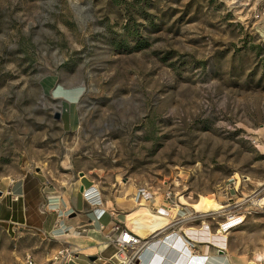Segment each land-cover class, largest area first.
<instances>
[{
  "label": "rangeland",
  "instance_id": "rangeland-1",
  "mask_svg": "<svg viewBox=\"0 0 264 264\" xmlns=\"http://www.w3.org/2000/svg\"><path fill=\"white\" fill-rule=\"evenodd\" d=\"M36 170L88 176L120 206L171 190L215 227L263 193L264 0H0V264L62 246L5 224V192ZM231 232L252 248L264 214Z\"/></svg>",
  "mask_w": 264,
  "mask_h": 264
},
{
  "label": "crops",
  "instance_id": "crops-1",
  "mask_svg": "<svg viewBox=\"0 0 264 264\" xmlns=\"http://www.w3.org/2000/svg\"><path fill=\"white\" fill-rule=\"evenodd\" d=\"M90 186L100 189L103 195L102 208L106 209V214L100 220L95 218L96 207L89 204L83 195L84 189ZM123 197L128 196L121 192L119 199H124ZM132 201V197L127 198V203L120 206L116 199L109 198L88 176L65 186L55 183L44 171L36 170L34 174H26L21 179L12 181L10 189L8 187L5 192V224L17 222L25 229L36 230L38 235H55L62 245L61 248L70 246L76 252L69 264H118L115 259L118 249L110 241V238L119 235L113 230L115 224L130 229L142 239H147L170 222L169 218L156 213V208L168 206L162 196H157L151 203L142 207L144 211L140 216L144 227L141 229L136 222L135 224L128 219V213L142 210L136 203L133 207ZM13 209L19 213L17 216ZM1 219L4 217L0 213V221ZM13 219L17 221L14 222ZM205 223L207 224L206 220L187 226L199 227ZM216 228L214 226V230L203 234H215ZM206 230L208 229L205 228ZM227 236L229 244L226 251L219 250L212 244L198 245L195 253L204 256L205 260L203 262L201 258V263L196 264H264V238L258 239L252 248L243 249L234 244L233 232ZM177 245L179 252L164 251L163 258L159 260L162 264L193 263L191 252L186 250L184 242L179 240Z\"/></svg>",
  "mask_w": 264,
  "mask_h": 264
},
{
  "label": "built area",
  "instance_id": "built-area-1",
  "mask_svg": "<svg viewBox=\"0 0 264 264\" xmlns=\"http://www.w3.org/2000/svg\"><path fill=\"white\" fill-rule=\"evenodd\" d=\"M84 198L93 207L95 218L100 220L105 214L106 209L102 208L104 199L100 189L93 186L87 187L83 191ZM174 193L171 190L165 191L162 195L163 200L168 203L167 207H158L155 209L156 213L162 217L170 219V222L160 229L156 234L147 239H142L139 235L126 227H122L119 224L113 226V230L118 232L119 235L115 238H110V241L117 247L118 251L115 256L118 264H151L152 259L156 255L150 252L152 246L165 243L167 241H179L186 242L185 248L190 255L195 257L197 263H201V258L204 256L195 253L198 245L207 244L217 247L219 250L226 251L229 244V236L231 227H224L222 223L233 221L231 226L240 227L244 225L247 215L252 213V207L259 210L264 214V191L258 192L255 196H248L244 199L243 203H237L235 205L229 204L230 209L225 213L226 219L223 222L218 223L216 233H226L225 241L223 245H216L214 243H207L205 240L198 239L201 233L214 230V222L217 219V212H199L197 210L190 211L187 208L181 206L173 198ZM157 197V192L152 191L150 188L139 187L133 195L134 203L138 206L151 203ZM255 198H258L257 200ZM246 204V205H245ZM245 205V206H244ZM245 210L241 212V209ZM229 208V207H228ZM207 221V225L201 224L199 227L187 226L199 221ZM191 224V225H192ZM103 227V226H102ZM205 228L208 230L205 231ZM194 230V231H193ZM76 252L70 246H63L54 257L51 264H69L74 258ZM153 254V255H152ZM152 255V256H151ZM154 256V257H153ZM28 264H34L31 256H28Z\"/></svg>",
  "mask_w": 264,
  "mask_h": 264
},
{
  "label": "bare ground",
  "instance_id": "bare-ground-1",
  "mask_svg": "<svg viewBox=\"0 0 264 264\" xmlns=\"http://www.w3.org/2000/svg\"><path fill=\"white\" fill-rule=\"evenodd\" d=\"M242 201V200H241ZM199 205L201 207H203L204 209L203 210H208V209H211V210H215V211H222L223 209H226L227 206H224L222 205L221 203L215 201L214 199L212 200L211 198L209 197H205L203 201H201V203H199ZM145 204L143 203V205H141V211H132L131 213H128V219L129 221L131 222H136L138 224V227H140L142 229L143 224H144V221H141V213L144 211V209L142 207H144ZM202 210V211H203ZM134 216H133V215ZM233 221H229V222H226V223H222L224 225V227H231L230 228V232L233 230V229H236L238 228L237 226H231V223ZM135 223V224H136ZM207 224L205 223V226ZM151 227V226H150ZM152 228V227H151ZM159 231V230H158ZM158 231H156L155 233H153L151 236H153L154 234H156ZM194 231V230H193ZM207 233V232H206ZM206 235V236H205ZM150 236V237H151ZM149 237V238H150ZM225 237H226V233L222 232V233H210V235H207V234H203V231L201 233V236H199L198 239H201V240H205L209 243H214L216 245H223L224 244V241H225ZM183 241V240H182ZM185 245H186V242H185ZM178 245H177V241L176 242H172L171 240L170 241H167L165 243H160V244H157V245H154L152 246V248L150 249V252L153 253L154 255H156V257L154 259H152V263L151 264H162L161 261H159L161 258H163V253L164 251L166 250H174V251H177L179 252L178 250ZM262 255V254H261ZM190 258L191 260H194L192 264H196L197 263V260L194 259L195 257H193L192 255H190ZM167 260V259H165ZM164 262V261H163ZM165 263V262H164ZM172 263V262H171ZM190 263V262H189ZM144 264H149V263H146L144 261Z\"/></svg>",
  "mask_w": 264,
  "mask_h": 264
},
{
  "label": "water",
  "instance_id": "water-1",
  "mask_svg": "<svg viewBox=\"0 0 264 264\" xmlns=\"http://www.w3.org/2000/svg\"><path fill=\"white\" fill-rule=\"evenodd\" d=\"M59 115H60V114H59V113H57L56 117H57V118H59Z\"/></svg>",
  "mask_w": 264,
  "mask_h": 264
}]
</instances>
